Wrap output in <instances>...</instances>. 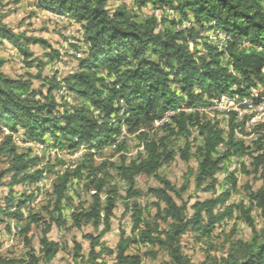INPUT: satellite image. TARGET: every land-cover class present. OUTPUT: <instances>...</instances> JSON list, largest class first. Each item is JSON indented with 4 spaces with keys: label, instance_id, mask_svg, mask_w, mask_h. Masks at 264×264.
<instances>
[{
    "label": "trees",
    "instance_id": "trees-1",
    "mask_svg": "<svg viewBox=\"0 0 264 264\" xmlns=\"http://www.w3.org/2000/svg\"><path fill=\"white\" fill-rule=\"evenodd\" d=\"M139 1L154 7L171 6L180 10L185 18L192 15L199 27L203 26V22H215L219 27L229 30L233 35L229 52L236 75L229 71L228 65L222 63L221 54L214 47L206 45V52L202 54L197 48L190 50L189 41L199 35L197 28L177 30L175 22L172 21L173 25L169 26L166 19L162 20L165 23L159 28L156 16L132 17L123 8L111 13L108 9L109 0H38L40 8L80 22L89 44L79 71L65 79L66 87L77 101L71 111L66 109L62 115L57 113V98L53 95L57 84L44 77L42 71H39L37 78L49 82L47 94L35 92L30 78L14 79L0 70V131L6 126L11 132L23 128L27 139H37L49 132L56 139H60V135L67 141L66 145L72 148L85 145L99 150L116 142L113 134L120 130V112L124 109V113L128 114L125 122L129 132L140 131L146 144V155L118 166V173L122 174L127 184L128 197L137 189L138 180L149 181L157 174L159 167L177 152L169 151L165 138L159 141L150 139L146 131L153 127L155 120L165 110L178 107L182 101L194 107L207 105L210 98L228 92L233 83L244 84L246 88H264V0ZM0 39L15 45L26 59L33 56L27 41L46 43L42 39H26L1 22ZM244 42L250 45L245 47ZM100 72H106L109 77L100 75ZM175 84L183 95L173 87ZM93 109L99 110L102 116H96ZM174 123L181 131L188 130L187 124H195L200 128L203 144L197 153L196 186L205 191L215 190L218 186L219 173L224 170L231 154L250 147L246 148L243 142L234 141L235 136L231 134L228 147L222 155H217V149L224 144V139L223 131L216 125L193 112L181 113L174 118L173 123L166 124L172 134L175 132L172 127ZM0 152L11 158V165L0 172V181L8 172L14 173V183L33 184L42 178L43 171L40 169L34 173L28 172L36 160L26 159L24 154L19 153L11 135L6 136L0 144ZM94 154L93 151L89 152L76 169H69L56 178L52 185L56 216L52 212L50 221L46 222L42 217L31 215L36 221L43 219L45 228L40 240V255L32 248L29 258L20 261L22 264H42V258L49 262L61 250L60 242L51 240L48 234L53 224L59 227L65 225L61 206L68 197L69 183L77 175L84 174L85 169L92 168ZM251 158L250 168L264 175V151L253 153ZM101 169L97 167L89 170L87 189L91 192L92 202L87 208L76 207L71 213L73 228L82 229L90 224L95 229L105 226L104 232L111 229L116 199L110 194L102 198V192L108 186V174H102ZM233 181L236 187V180ZM160 183V187L150 188L158 201L165 204L164 208L156 204L158 212L155 223L146 219L139 203L133 204L130 209L133 239L125 237L122 231L116 248L103 246L102 251L97 252L96 247L102 245V235L86 233L85 237L91 241V251L87 259L82 255L83 264H106L105 261H99L105 251L115 255L114 264H142L139 253L129 252L131 242L165 250L168 259L162 264H191L190 256L181 246V237L188 228L192 225L196 230L205 228L206 233L209 232L208 227L213 229L231 218L242 220L252 227V239L249 242L239 240L237 248L226 257L209 258L202 264H264V179L259 189L250 192L247 204H227L230 195L227 190L221 195L194 203L191 206L194 210L192 217L188 216L187 203L180 205L177 202L180 195L175 185L165 178H161ZM13 201V198L9 199V205ZM24 202L22 200L20 205ZM253 210H257L262 220L260 231L255 227ZM1 213L13 214L18 221L23 219L19 210L9 213L0 204ZM205 215L209 216V222L203 225ZM162 222L166 224L164 228H161ZM27 227L24 232L28 231Z\"/></svg>",
    "mask_w": 264,
    "mask_h": 264
},
{
    "label": "rangeland",
    "instance_id": "rangeland-1",
    "mask_svg": "<svg viewBox=\"0 0 264 264\" xmlns=\"http://www.w3.org/2000/svg\"><path fill=\"white\" fill-rule=\"evenodd\" d=\"M166 7L171 12L165 11L159 17L162 20L166 19V22L170 23L169 26L173 25L172 21L175 22L174 24H178L173 16L178 12L181 15L183 14L180 10L171 6ZM121 8L132 17H149L154 16V11L159 7H154L150 3L144 5L139 0H109L108 9L111 13ZM189 17L193 16L190 15ZM162 20L158 21L159 28L163 27V23H165ZM0 22L9 26L16 33L22 34L26 39L36 38L46 42L44 45L27 41L33 56L26 59L15 45L7 40L0 39V62L2 63L0 70L14 79L30 78L33 82L32 89L35 92L47 94L50 87L49 82L37 78L39 71H42L44 77H47L48 80H54L57 84L53 91V95L57 98V113L62 115L66 109L71 111L72 106L76 105L77 101L71 92L68 95L60 93V83L64 82L65 84V79L69 75L79 71L81 59L88 53L89 47L84 46L82 24L75 18L65 19L57 13L45 11V9L39 7L38 0H0ZM32 60L35 61L30 64ZM99 74L109 77L106 72H100ZM123 106L126 108L125 103ZM120 116L122 117L120 130L118 133L113 134L116 142L99 150L90 149L85 145H81L76 149L72 148L66 145L67 141L62 139L60 135L58 136L60 139H56L49 132L44 133L43 137L37 139H27L23 128H19L17 132H11L7 126L2 128V131H0V144L6 136L11 135L17 151L24 154L26 159L36 160L28 169V172L34 173L40 169L43 171V175L38 182L33 184L14 183V173L8 172L0 181L1 206L4 209L7 208L9 213L19 210L23 215V219L18 221L13 214H0V264H22L20 261L29 258L32 248L37 255H40V240L43 237L45 228L43 219L49 222L51 213L53 212L54 216L57 214L55 200L52 196V185L59 174L69 169H76L86 158V155L92 151L95 153L92 168L85 169L84 174L77 175L69 183L68 197L61 206L62 220L66 221L65 225L59 227L53 224L48 234L51 240L60 242L61 250L49 262L42 258V264H83L81 262L82 255H85L87 259L91 251V241L85 237L86 233H92L94 236L102 235L100 240L102 245L96 247L97 252L102 251L103 246L116 248L122 231L125 232V237L128 236L133 239L131 206L139 203L144 216L151 223L156 221L155 216L158 212L156 204L159 203L162 208L165 207V204L159 202L150 192V188L161 186V178H165L175 185L180 195L177 202L180 205L187 203L189 217L194 215L191 206L199 200L221 195L228 190L230 195L227 204H247L250 192L262 186L264 175L255 173L250 168L251 157L259 145L248 147L245 144L244 146L248 147L247 150L245 149L237 154L233 153L232 150L233 154L230 155L231 157L235 155L241 158L243 166L240 171L227 174L225 171L219 173V182L215 190L205 191L203 188H197V153L200 144L197 142L196 136L191 135L195 124H187L188 130L181 131L177 129V125L174 123L172 127L175 132L172 134L168 126H157L154 122L151 129H146L149 138L157 141L165 138L169 151L177 152L173 158L159 167L157 174L152 176L149 181L138 180L137 189L133 191L131 197H128L126 195L127 184H125L126 181L122 174L118 173V166L123 162L130 163L138 159L140 155H146V144L140 136V131L130 133L128 130V134L124 138H120L121 129L123 127L128 129L125 122L128 114L124 113L123 109ZM217 127L219 128V126ZM232 128L230 127V130L222 133L224 148L228 147L227 144L231 139V134L234 135V133H231ZM233 139L235 141L236 137H233ZM187 147L189 148L186 149ZM10 165L11 158L0 152V172ZM97 167L102 168L100 170L102 174H108V186L102 192V198L105 199L110 194L116 199L114 214L111 217V229L106 232H104L105 226L95 229L90 224L82 229L73 228L70 220V215L76 207L87 208L92 202L91 192L87 189L89 183L87 176L89 170ZM233 180H236V187H234ZM111 182L112 184H110ZM92 189H94L93 185ZM11 198L14 201L9 205L8 200ZM22 200L25 202L20 205ZM256 211L253 210L252 214L255 218V227L260 231L263 223ZM31 215L43 219L40 218L39 221H36V219H32ZM208 222L209 216L205 215L202 223L206 225ZM165 225L162 222L161 228H164ZM26 227L28 231L24 232ZM208 230L209 232L204 233L205 228L196 230L192 225L182 235L181 246L183 251L190 256L191 264H202L209 258L220 259L226 257L229 252L237 248L239 240L249 242L253 237V228L236 218L217 224L213 229L208 227ZM79 246L80 248H78ZM77 252H79V255H77ZM129 252L139 253L142 256V264H162L168 259L165 250L138 242H131ZM99 261L114 264L115 255L105 251Z\"/></svg>",
    "mask_w": 264,
    "mask_h": 264
},
{
    "label": "built area",
    "instance_id": "built-area-1",
    "mask_svg": "<svg viewBox=\"0 0 264 264\" xmlns=\"http://www.w3.org/2000/svg\"><path fill=\"white\" fill-rule=\"evenodd\" d=\"M165 11L168 13L171 12L166 6L159 7L154 11V16H158V20L161 21L162 18L159 16ZM173 17L178 21V24H176L177 30H189L193 27L199 30V35L195 40L189 41V48L191 51H194L196 47L199 50V54H202L206 52V45L214 47V49L221 54L222 63L225 66L228 65L229 71L236 75L229 52L230 46L233 42V35L229 30L219 27L215 22H203V26L199 27L193 17L185 18L179 12ZM63 18L70 19L66 16H63ZM83 41H85L84 46L89 47L85 37H83ZM243 45L248 47L250 43L244 42ZM258 49H262V47H258ZM60 84V93L63 95L70 94V91L64 82ZM173 87L180 95H183L176 84L173 85ZM93 111L96 116H102L99 110L93 109ZM190 112L199 113L200 116L204 117L207 121H210L214 125L218 124L217 126H219L223 133H226L227 130H230V127H233L232 130L236 140L243 142L250 147L259 145L258 149L255 150L256 152L264 151L263 87L258 86L246 88L244 84L239 85L238 83H233L228 92L223 93L218 97L210 98L207 105L194 107L188 105L187 101H182L178 107L165 110L163 114L155 120V123L157 126L162 127L166 124L173 123L174 118L181 113ZM127 134L128 129L123 127L120 132V138H124ZM191 135L196 136L197 142L200 146L203 144V136L200 133L198 125H195L192 128ZM224 151V145H221L217 149V155H222ZM230 157L225 162V168L223 170L226 174L233 171H240L243 166L242 160L239 156L233 155L231 158ZM229 159H231V161H229Z\"/></svg>",
    "mask_w": 264,
    "mask_h": 264
},
{
    "label": "crops",
    "instance_id": "crops-1",
    "mask_svg": "<svg viewBox=\"0 0 264 264\" xmlns=\"http://www.w3.org/2000/svg\"><path fill=\"white\" fill-rule=\"evenodd\" d=\"M45 11H48V10H45Z\"/></svg>",
    "mask_w": 264,
    "mask_h": 264
}]
</instances>
